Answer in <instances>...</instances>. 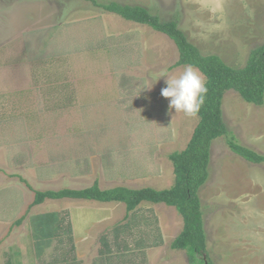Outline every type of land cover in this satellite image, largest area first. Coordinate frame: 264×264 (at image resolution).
I'll return each instance as SVG.
<instances>
[{
	"label": "rangeland",
	"instance_id": "374dc122",
	"mask_svg": "<svg viewBox=\"0 0 264 264\" xmlns=\"http://www.w3.org/2000/svg\"><path fill=\"white\" fill-rule=\"evenodd\" d=\"M97 1L138 4L164 20L176 18L202 53L218 54L232 67H243L264 43V0ZM178 58L166 34L91 0H0V264L32 238L30 215L73 200L31 206L36 190L96 182L104 190L174 185L169 155L187 147L200 120L170 109V98L161 95L167 77L189 66L173 67ZM259 108L233 89L224 94L230 134L213 140L209 177L199 190L207 235L202 258L214 264H264V162L251 163L229 145L234 135L264 154ZM166 206L182 230V215ZM118 208L119 219L125 211ZM162 257L190 264L187 251H171L170 244Z\"/></svg>",
	"mask_w": 264,
	"mask_h": 264
},
{
	"label": "trees",
	"instance_id": "16d2710c",
	"mask_svg": "<svg viewBox=\"0 0 264 264\" xmlns=\"http://www.w3.org/2000/svg\"><path fill=\"white\" fill-rule=\"evenodd\" d=\"M105 11L115 13L124 19L147 25L166 34L177 45L179 58L173 65H189L198 68L206 77L203 104L195 113L200 120L185 149L169 155L174 165L175 183L170 188L153 187L130 188L116 186L101 189L96 182L84 189L63 188L60 190H36L31 206L44 202L47 198H78L104 202H124L127 216L136 210L143 201L166 203L178 209L183 217L184 226L171 246L185 249L190 264H214L207 257V235L204 228V214L199 196L200 188L209 177L210 150L214 139L227 136L230 131L223 118L222 101L228 90L237 91L247 102L257 106L264 105V43L251 50L247 63L243 67H232L218 54H204L192 43L179 27L175 18L164 20L142 5L123 4L117 1L99 3L91 0ZM231 149L251 163H263L264 155L236 141L234 135L229 138ZM25 215L16 220L20 224ZM6 264H11L7 261Z\"/></svg>",
	"mask_w": 264,
	"mask_h": 264
},
{
	"label": "crops",
	"instance_id": "0c3cea01",
	"mask_svg": "<svg viewBox=\"0 0 264 264\" xmlns=\"http://www.w3.org/2000/svg\"><path fill=\"white\" fill-rule=\"evenodd\" d=\"M66 198L73 200L61 208L37 204L39 213L27 221L32 238L19 242L8 260L11 264H132L137 257L150 264L180 263L162 257L168 244L171 251L185 250L171 246L182 230L177 231L180 218L168 204L143 201L127 216V208L118 201ZM117 207L125 211L119 219ZM142 236L152 239L144 242L139 240Z\"/></svg>",
	"mask_w": 264,
	"mask_h": 264
},
{
	"label": "clouds",
	"instance_id": "9594fccd",
	"mask_svg": "<svg viewBox=\"0 0 264 264\" xmlns=\"http://www.w3.org/2000/svg\"><path fill=\"white\" fill-rule=\"evenodd\" d=\"M161 76L163 75L159 77ZM158 78H155L154 82ZM165 83L167 86L162 88L161 95L170 98V109L174 108L175 112L183 111L189 115L195 114L199 110L207 88L203 77L197 70L188 66L178 77H167ZM151 86L147 88H151Z\"/></svg>",
	"mask_w": 264,
	"mask_h": 264
}]
</instances>
